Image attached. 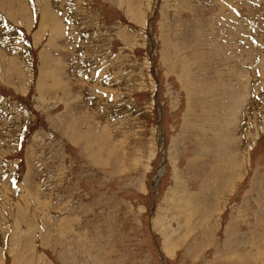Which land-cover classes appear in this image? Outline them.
Masks as SVG:
<instances>
[{
    "label": "rangeland",
    "instance_id": "374dc122",
    "mask_svg": "<svg viewBox=\"0 0 264 264\" xmlns=\"http://www.w3.org/2000/svg\"><path fill=\"white\" fill-rule=\"evenodd\" d=\"M0 264H264V0H0Z\"/></svg>",
    "mask_w": 264,
    "mask_h": 264
},
{
    "label": "bare ground",
    "instance_id": "6f19581e",
    "mask_svg": "<svg viewBox=\"0 0 264 264\" xmlns=\"http://www.w3.org/2000/svg\"><path fill=\"white\" fill-rule=\"evenodd\" d=\"M89 43V42H88ZM83 48V47H82ZM78 74V73H77ZM111 76V75H110ZM7 77V76H6ZM14 77V76H13ZM53 77V76H52ZM47 78V77H46ZM14 79V78H13ZM43 80V79H42ZM241 112V111H240ZM182 206V205H181ZM207 208V207H206ZM201 244V243H200Z\"/></svg>",
    "mask_w": 264,
    "mask_h": 264
}]
</instances>
